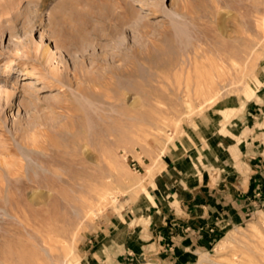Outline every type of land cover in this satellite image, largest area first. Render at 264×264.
<instances>
[{"label": "rangeland", "instance_id": "1", "mask_svg": "<svg viewBox=\"0 0 264 264\" xmlns=\"http://www.w3.org/2000/svg\"><path fill=\"white\" fill-rule=\"evenodd\" d=\"M227 149L256 204L188 261L139 257ZM0 176V264H264V0H0Z\"/></svg>", "mask_w": 264, "mask_h": 264}, {"label": "crops", "instance_id": "2", "mask_svg": "<svg viewBox=\"0 0 264 264\" xmlns=\"http://www.w3.org/2000/svg\"><path fill=\"white\" fill-rule=\"evenodd\" d=\"M228 151L230 160L225 157L222 161L220 175L212 178V171L208 172V179L216 180L215 186L195 184L187 196H180L174 211L156 227L151 244L136 250L139 257L160 253L188 261L208 249L225 227L241 220L246 214L243 201L251 208L256 204V164L248 158L241 162L239 149Z\"/></svg>", "mask_w": 264, "mask_h": 264}, {"label": "bare ground", "instance_id": "3", "mask_svg": "<svg viewBox=\"0 0 264 264\" xmlns=\"http://www.w3.org/2000/svg\"><path fill=\"white\" fill-rule=\"evenodd\" d=\"M146 5H150L149 3H146ZM125 45V43H120L118 46H119V48L120 49H122L123 47L122 46H124ZM36 50V49H35ZM50 49L48 48V47H43L40 51H39V54H38V58H40V60L42 61L43 60V62L48 66V73L51 75V77H50V79L49 80H47V78H46V83H44L43 85V88H45V89H47V88H50V87H52V86H54L55 84L56 85H58L59 86V88L61 89V82H63L64 80H65V78L63 79V81H62V73L61 72H59L56 68H50V62H51V60H52V55L50 54L51 52L49 51ZM36 53V52H35ZM16 54H17V52H16ZM16 54H14V55H16ZM251 54V53H250ZM36 55H37V53L35 54V57H36ZM222 55V54H221ZM42 62V63H43ZM141 67H143V66H141ZM6 68V67H5ZM109 68H112V67H109ZM6 70V69H5ZM34 70H41V68H35ZM121 71L122 72H124V74H126V73H128V71H129V69L126 67V66H123V68L121 69ZM28 72L29 71H27L26 70V68L25 69H22L21 70V74H28ZM64 83V82H63ZM108 84V83H107ZM108 87V86H107ZM86 89V88H85ZM63 92H64V90H63ZM66 92V91H65ZM64 95H66V94H64ZM6 97H8V95L6 96ZM35 97V96H34ZM33 96H31L30 98H29V102L30 103H35V101H36V98H34ZM63 108L65 107V106H62ZM44 135V134H43ZM42 135V136H43ZM46 135V134H45ZM45 135L43 136V137H45ZM31 138V137H30ZM36 138H33L32 137V141H31V145L32 146H34V147H39V148H41L42 150L44 149V144H42V142H40V141H38V140H35ZM46 139L47 138H45L44 139V141H46ZM49 142H50V140H51V143L53 142V140L52 139H47ZM27 145V144H26ZM12 150V149H11ZM21 156V155H20ZM73 159V158H72ZM18 160H19V164H17V165H15V163L13 162V161H6L5 162V166H6V174H7V176H8V178H10V182L9 183H11V184H16L15 182H16V180H19L18 178H22L23 179V182H22V184H24L25 186L27 185V184H29L28 183V181H27V179H26V177H28V180H31L29 177H30V175L28 174L27 175V173H26V170H25V166L23 165V163L25 164V162H23L22 163V161H24L25 159L23 158V157H19L18 158ZM56 161H58L59 163H63V160L62 159H60L59 157L56 159ZM13 178V179H12ZM21 180V179H20ZM19 180V181H20ZM62 180L63 181H66V182H69V183H78V179L77 178H68V177H65L64 175H62ZM1 181H3V179H2V176H0V182ZM13 182V183H12ZM24 185H22V186H24ZM8 187V186H7ZM1 195V194H0ZM7 197L9 198V199H11L13 196H11V194H7ZM3 199H4V196H3ZM13 199V198H12Z\"/></svg>", "mask_w": 264, "mask_h": 264}]
</instances>
